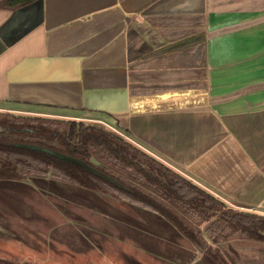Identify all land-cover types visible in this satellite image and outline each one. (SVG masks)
Listing matches in <instances>:
<instances>
[{"label":"crops","instance_id":"crops-1","mask_svg":"<svg viewBox=\"0 0 264 264\" xmlns=\"http://www.w3.org/2000/svg\"><path fill=\"white\" fill-rule=\"evenodd\" d=\"M0 111L117 127L230 206L264 215V0L0 5ZM89 192L97 203L63 211L84 240L60 245L64 261L0 217V264H207L157 213Z\"/></svg>","mask_w":264,"mask_h":264},{"label":"trees","instance_id":"trees-1","mask_svg":"<svg viewBox=\"0 0 264 264\" xmlns=\"http://www.w3.org/2000/svg\"><path fill=\"white\" fill-rule=\"evenodd\" d=\"M31 0H4L19 7ZM0 179L51 176L109 193L157 213L199 250L219 261L206 237L264 242V215L236 209L121 131L83 120L0 111ZM117 128V127H115ZM34 144L78 158L120 185L72 161L24 147ZM207 224L205 228L202 225Z\"/></svg>","mask_w":264,"mask_h":264},{"label":"rangeland","instance_id":"rangeland-1","mask_svg":"<svg viewBox=\"0 0 264 264\" xmlns=\"http://www.w3.org/2000/svg\"><path fill=\"white\" fill-rule=\"evenodd\" d=\"M71 118L81 119L78 117ZM83 121L86 124H103L93 120ZM107 127L110 126L107 125ZM100 195L115 204L125 202V200L117 196L103 193ZM93 203L95 204L97 201L94 200L91 192L64 180L52 178L51 176L27 177L13 180L0 179V217L7 221L6 224L10 225L12 223L15 225L13 230L17 234L16 236L22 238L24 243H27V240L30 242V239H32L31 242H34L35 245L41 244L40 247L42 249L49 248L48 245L53 246V250L56 252L53 253V261L63 260L60 259L61 254L59 249L62 247L60 246L61 244L74 246L84 241L76 230L80 227V224L70 221L67 216L63 215L64 212L68 214V211L73 212L76 208L89 206ZM72 215L71 218L74 217ZM63 218H67V221ZM206 225H202V228H205ZM29 226L32 228H29ZM2 228L0 225V229ZM26 229H33L32 235L31 233H26ZM184 239L186 238L184 237ZM206 239L211 244L213 252L219 256V261L216 263L203 252L207 264H264L263 243H255L253 246L234 242L229 247L226 243L233 241L235 238L230 237L220 242L210 240L207 237ZM237 239L240 241L245 240L241 238ZM66 262L71 264L68 260ZM6 264L30 263L15 262L13 260ZM31 264L39 263L32 261Z\"/></svg>","mask_w":264,"mask_h":264},{"label":"water","instance_id":"water-1","mask_svg":"<svg viewBox=\"0 0 264 264\" xmlns=\"http://www.w3.org/2000/svg\"><path fill=\"white\" fill-rule=\"evenodd\" d=\"M0 130H2V128H0ZM23 146L26 147V148L32 149V150L42 151V152L48 153V154H50L52 156H55V157H57V158H59L61 160L72 161L74 163H77V164L83 166L86 170H88L90 172H93V173L99 175L100 177H103V178H105V179H107V180H109V181H111L113 183H116V184L120 185V183L116 179L112 178L111 176L103 173L102 171L98 170L97 168L87 164L86 162H84V161H82V160H80L78 158L72 157V156L64 154V153H60V152H58L56 150H53V149H50V148H47V147H42V146H39V145L24 144ZM103 194H109V193H103ZM109 195H112V194H109ZM113 198H115V197H113Z\"/></svg>","mask_w":264,"mask_h":264},{"label":"built area","instance_id":"built-area-1","mask_svg":"<svg viewBox=\"0 0 264 264\" xmlns=\"http://www.w3.org/2000/svg\"><path fill=\"white\" fill-rule=\"evenodd\" d=\"M110 126V125H109ZM113 130H115V131H117V132H119V133H122V132H120V131H118L116 128H114V127H112V126H110Z\"/></svg>","mask_w":264,"mask_h":264}]
</instances>
